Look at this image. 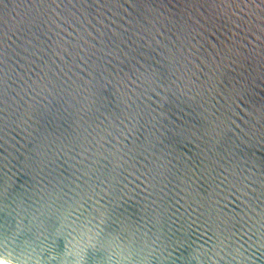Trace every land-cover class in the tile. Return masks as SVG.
Masks as SVG:
<instances>
[{"label":"water","instance_id":"1","mask_svg":"<svg viewBox=\"0 0 264 264\" xmlns=\"http://www.w3.org/2000/svg\"><path fill=\"white\" fill-rule=\"evenodd\" d=\"M264 264V0H0L7 264Z\"/></svg>","mask_w":264,"mask_h":264},{"label":"clouds","instance_id":"2","mask_svg":"<svg viewBox=\"0 0 264 264\" xmlns=\"http://www.w3.org/2000/svg\"><path fill=\"white\" fill-rule=\"evenodd\" d=\"M82 252H83V249L81 248V249L76 253L77 259H76V261H75V264H80V261H81V259H82ZM0 264H7V262H5V258L0 257ZM36 264H39V258H38V257L36 258Z\"/></svg>","mask_w":264,"mask_h":264},{"label":"snow or ice","instance_id":"3","mask_svg":"<svg viewBox=\"0 0 264 264\" xmlns=\"http://www.w3.org/2000/svg\"><path fill=\"white\" fill-rule=\"evenodd\" d=\"M7 261V259H5V262Z\"/></svg>","mask_w":264,"mask_h":264}]
</instances>
